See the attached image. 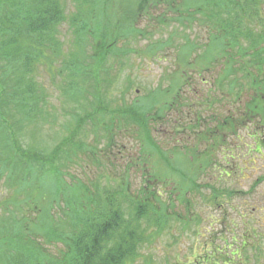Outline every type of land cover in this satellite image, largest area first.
<instances>
[{"label": "trees", "instance_id": "1", "mask_svg": "<svg viewBox=\"0 0 264 264\" xmlns=\"http://www.w3.org/2000/svg\"><path fill=\"white\" fill-rule=\"evenodd\" d=\"M194 26L205 29L204 40L192 36ZM173 45L175 77L152 94L175 91L177 97L195 72H208L221 59L216 82L238 101L236 116L264 128V0H0V183L8 192L0 202V264H158L141 251L174 216L185 224L178 205L186 199L172 194L165 202L157 175L132 190L130 174L81 178L64 170L72 155L83 159L88 144L79 136L89 123L96 136L105 131L109 144L116 126H136L141 151L153 150L170 165L152 131L159 119L153 101L108 102L104 91L132 56L153 57ZM45 61L72 117L52 148L25 145L21 136L50 115L38 70ZM215 119V129L198 134H204V152L191 159L200 174L215 162L209 149L216 147L215 134L221 137L217 131L235 124V116ZM257 138L264 147V136ZM230 248L223 249V264L232 263ZM212 259L208 254L204 262ZM186 261L175 255L168 264Z\"/></svg>", "mask_w": 264, "mask_h": 264}, {"label": "rangeland", "instance_id": "2", "mask_svg": "<svg viewBox=\"0 0 264 264\" xmlns=\"http://www.w3.org/2000/svg\"><path fill=\"white\" fill-rule=\"evenodd\" d=\"M146 24L147 20L142 23L143 26ZM204 30L194 26L192 36L199 35L204 40ZM177 55L175 45L153 57L134 55L124 65L115 86L104 91L108 102L148 106L153 101L151 108L159 119L153 123L152 131L170 165L153 150L141 151L144 143L137 136L136 126H116L114 140L109 144L105 131L100 129L96 136L89 123L86 134L82 132L79 136L88 144L81 155L83 159L76 161V156L72 155L70 167L64 171L66 174L75 172L81 178H86L83 174L92 178L105 175L128 178L130 174L132 190H137L143 179L155 180L157 175L160 178L155 181V187L161 191L165 202L170 201L172 194L186 199V206L178 205V210L185 215V224L174 216L167 229L141 251L154 257L158 264L171 263L175 255L187 259L186 264H223L224 250L229 245L231 248L227 254L233 255L231 264H264V147H260L257 138L264 136V128L257 129L253 123L241 124L236 116V113L240 115L238 101L216 82L223 66L221 59L210 71L195 72L190 85L185 86L177 97L175 91L152 94L160 83L164 84H161L162 89L171 85ZM48 64L47 61L44 65L38 64V70L39 80L47 92L50 115L44 119L47 121L41 120L32 126L27 124L23 128L21 136L25 145L52 148L67 133L72 122L71 114L65 111L67 107H62L66 102H63L61 90L54 85ZM130 82L132 86L127 88ZM175 98L177 107L172 102L176 101ZM233 116L235 124L226 123L227 128L217 131L221 137L216 138L218 134H215L216 147L209 149L213 154L211 158L215 159L212 169L209 167L204 171L203 168L201 174L195 171L191 159L204 152L206 146L201 139L205 130L215 129V118L232 119ZM254 130H257L256 135L252 132ZM201 131L202 136L198 135ZM225 158L230 163L225 164ZM2 187L3 183H0V202L8 193ZM216 190L222 194L214 198ZM2 212L0 204V215ZM215 248L223 252L214 256L212 250ZM208 254L213 255L215 263L204 262ZM136 264H143L142 260Z\"/></svg>", "mask_w": 264, "mask_h": 264}]
</instances>
